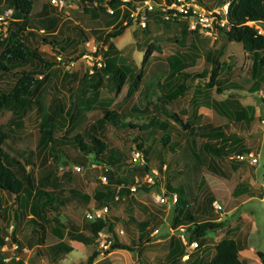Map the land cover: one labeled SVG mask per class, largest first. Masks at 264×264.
<instances>
[{"label":"trees","instance_id":"trees-1","mask_svg":"<svg viewBox=\"0 0 264 264\" xmlns=\"http://www.w3.org/2000/svg\"><path fill=\"white\" fill-rule=\"evenodd\" d=\"M6 1L7 8H3V11L4 9H12L13 16L8 35L5 37L0 35V79H8L9 82L7 83L10 88L7 91L0 88V111L10 109L14 115L7 129L3 125H0V192L7 193L12 198V203H10L9 207L5 206L4 200L0 196V264H24L22 259L16 258L5 262V256L2 255L1 248L7 243L6 238L10 237L12 241L19 243V252H22L23 245L17 236V227L23 220L27 221V216L30 212L33 214V217L29 219L31 222L28 223L29 226L31 224L45 231L46 224L54 221L58 225L56 226L58 231L62 232L63 228L67 229L68 239L81 240L86 244L93 243L98 232L106 230L111 232L115 237L114 245L110 251L118 249L137 251L145 242L151 241L146 229L141 231V228H143L142 225L145 224L141 223L140 225L138 219L130 213H124L123 215L111 213L113 203L127 202L130 204L133 201L136 202L133 196L134 193L129 189L134 183L136 176L144 177L147 173L152 172L153 169L159 171L160 177L155 184L144 183L138 189L149 192L158 188L160 182H162L163 173L168 168L169 172L175 169L176 165L179 166L181 164V160H184L186 164L193 161L198 166L197 170L204 168V170L207 169L215 172L222 170L219 163L229 165L231 172L238 171L243 163L251 164L248 160H239L235 157L231 158L234 152H237L235 155H247L251 153V150L241 144L238 136L230 140L227 136V130L231 123L241 125L254 122L256 120L255 107L253 105H244L240 101L238 94H229L223 100H218L212 97L211 94H206L214 88H216L218 93H223L225 90L224 80L226 79L219 78L223 74L222 71L225 70L223 69L226 65L224 62H221L219 58H215L210 71L206 70L201 72L197 70L196 72H191L182 69V62L187 58L193 59L195 57L194 54L187 56L179 54L168 59V62L172 65L171 68L181 65V67H176V70L173 68V71L171 70L170 76L178 73L177 78L179 79L174 90L170 89L167 91L166 86L162 88V91L165 92L168 99L171 101L177 100L176 103L180 102L181 98H183L189 89L188 82L191 79H198L194 90L196 99L194 98L192 100L193 104L197 107L207 106L217 114L228 119L227 124H213L207 120L203 122L202 114H191L192 117L191 115L189 117L187 109L181 106L179 114H167L183 127V132L174 136L169 129L168 122H164L158 117L159 110L152 113L149 103L147 100L142 99V97L134 100L127 107L117 110L113 109L115 98L103 96L105 90L115 92L118 95L128 83L129 79L133 78L134 82L131 83L133 86L129 88L130 90L124 99V102H129L132 100V93L142 81L140 74L134 78V73L129 72V67L124 61V57H121L116 52L113 43V39L122 35L130 26H133V21L130 20L129 24L124 25L123 21L129 16V13L126 12L124 17H121V12L118 10L114 15H110L101 4L103 0H97L100 3L99 7L93 6L95 0H78L85 12L97 18H105L108 25L112 26L111 31L105 34L97 33L96 36L97 41L107 47L106 50H101L106 65L102 68H97L91 76L87 74L82 81L81 87L77 90V93H79L77 98L80 99L82 97L86 103H93L94 107L102 112V116L96 123L91 125L89 130L87 129L76 133L71 132L73 129L70 130L68 128V118H71L74 122L75 116L70 112L69 114L65 112L67 105L63 100L58 101L52 99L49 110L42 115V119L38 124V152L40 154L48 152L52 155L58 168L61 167L62 162L68 163L69 165H81L83 167L91 162L100 164L105 170L104 174L108 177V183L103 184L102 180H100V185L94 189L93 207L88 210L108 205L110 207V214L98 220L90 221L85 218V222L80 227L74 226L71 223L72 218L68 217L66 219L67 222L60 220L56 217L57 212H59L57 205L64 203L65 197L63 193L66 191L64 186L57 182L50 183L49 180L51 178L59 181L56 176H51L52 174L40 176L39 178L36 177L33 173V168L36 166L35 162L27 159L23 150L15 149L14 147H19L18 140L23 137L26 130V115L35 107V104H38V99L35 100L33 98L38 86L49 78L52 69L61 70V61L63 60L61 54L54 57L42 49V45L33 46L30 44L28 36L35 38L38 42L41 41L43 45L58 46L60 44L61 52L59 53H63L65 56L68 55L66 53L67 48L72 43L78 44L79 41L78 38L66 41L62 39V42L56 40L55 37L62 32L64 23L58 16L50 13L55 8L50 4L49 0L44 5V10L39 14L34 12L36 0ZM133 1L139 2L142 0ZM154 1L170 4L173 0ZM197 1L204 5L203 0ZM227 1H230V12L228 16V25L230 28L229 30L222 28L219 36L226 42H236L243 45L244 50L254 60V75L258 78L257 81H259V84H264V35L259 34L254 26L248 24L249 21L264 24V0H218L216 5L221 6ZM110 3L117 7L120 1L113 0ZM2 4L3 0H0V5ZM217 6L211 5V7L207 8L212 9ZM33 15H35L34 19L39 22L40 28H37L39 26L34 21L31 22V16ZM152 18V22L158 29H161L163 26L173 27L174 25V27H177L180 34L183 35L181 41L185 40L187 42L189 36L202 37L198 32L188 30L184 21L165 20L159 11H156ZM74 27L76 28L74 30H77L79 34L83 35L82 40L87 42L85 38L86 34L78 24ZM147 28L144 30L139 29L147 35L150 32ZM79 34L78 37H81ZM141 37H138L139 39L131 45L132 47L130 46V52L136 49L145 50L146 47L148 48L149 44L146 47L144 44H140ZM194 48L196 49V47ZM109 56H113L111 60ZM116 57L121 58L122 62H117L115 60ZM148 59L150 58H147L146 61ZM143 71L144 69L141 73ZM208 75L209 81L201 82L200 78L206 80ZM9 77H15V82H12L13 85L10 84L11 80H9ZM204 86L206 89H204ZM73 104H76V102L74 101ZM160 112H163V110ZM129 114L134 119L128 120ZM82 116V120H85L87 117L84 109ZM184 116H187L185 120L183 119ZM107 125H111L118 132L125 131V133H128L129 129H133L136 132L134 136V142L137 143L136 150L144 154V163H125L131 167L128 179H115L114 171L124 166H122L123 162L121 161L120 154L109 151V144L104 139L105 127ZM68 133H72L73 136L69 141L65 140V138H70ZM158 136L160 137V143L163 148L169 151V153L171 151V160L168 159L170 157L169 155H167L168 158L162 155L160 152L162 150L157 151L154 147H151V141ZM11 139L14 143L12 142L10 146L8 142ZM232 142L234 143L233 146L228 147ZM152 153L159 155V160H161L157 168L151 164L153 160ZM204 154L207 156L204 157ZM122 184L124 186L118 190V187ZM45 186L50 187L52 190H46ZM187 186L189 189V197L183 194V185L172 186L168 184L165 191L166 195L172 193H178L179 195L177 203L169 204L173 205L175 212L172 224L173 229L178 230L181 226L186 228L187 244L183 245L179 241V247L169 249L168 257H174L173 263L180 261L179 255L182 257L188 244L201 241L209 232L216 231L224 226L223 222H216L215 219L209 220L208 218L204 219L195 216V206L192 200H195L196 195L192 191L191 186H189V183ZM70 192L73 194L72 196L77 198L84 195L76 189H70ZM84 197L87 198L86 195ZM214 201V195H209L207 204L213 213ZM50 214L52 218L49 217ZM12 225L13 227L10 229ZM149 227V224L145 225V228ZM120 230H123L124 233H119ZM145 238H147V241L144 240ZM175 239L178 240L177 238ZM241 250L242 247L235 239L222 238L215 244V256L207 264H242L240 259ZM98 255L99 252H94L89 257L88 262L91 264ZM260 257L264 261L263 252H260Z\"/></svg>","mask_w":264,"mask_h":264},{"label":"rangeland","instance_id":"rangeland-1","mask_svg":"<svg viewBox=\"0 0 264 264\" xmlns=\"http://www.w3.org/2000/svg\"><path fill=\"white\" fill-rule=\"evenodd\" d=\"M203 1L206 7H211V5L217 6L216 4L218 2V0ZM46 2L48 3V0H36L34 5L35 12H42L44 10V5L47 4ZM6 5L7 1L3 0V4L0 5V13L3 11V8H7ZM50 13L58 16L64 23L62 32L55 37L56 40L62 42V39L66 41L72 40L73 38H78L79 42L78 44L72 43L70 47L67 48L68 50L66 53L68 55L65 56V54L59 53L61 52L60 44H58V46H51L49 44L43 45L41 41L38 42L35 40V38L28 36L30 39V44L33 46L42 45L41 48L44 49L49 55L54 57L58 54H61L63 60L61 61V70L52 69V71H50L51 74L49 78L44 80L38 86L33 97L35 100L38 99V104H35V107L32 108L26 115V130L23 134V137L18 140L19 147L15 146L14 148L23 150L25 152V157L35 162L36 166L33 168V173L36 177L39 178L40 176L52 174L51 176H56L59 181L51 178L49 182H57L58 184L64 186V189L66 190L63 193L65 200L63 204L57 205L60 212H57L58 214L56 217L67 222L66 219L71 216V218L78 219L80 222H85L84 211L86 212V210L93 207L94 189L96 186L100 185V176L104 174L105 170L100 164L96 162H91L85 166V169L80 173H77L73 170V164L69 165L65 162H62L63 164L61 163V167L58 168L52 155H50L48 152L43 154L38 152V124L42 119V115L49 110L52 99L58 101L63 100L67 105L65 112L68 114L70 112L75 116L74 122L71 120V118H68V128L70 130L73 129L71 132L76 133L85 131L87 129L89 130L91 125L99 120V118L102 116V112L96 109L93 103H86L84 101L85 99H82V97L80 99L77 98V95L79 94L77 93V90L81 87L83 79L88 74L87 63L85 59H83V54L88 50L86 48L85 41L82 40L83 35L79 34L77 30H74L76 29L74 26L78 24V26L86 34V37L85 34L84 37L87 39V41L93 44L99 43L96 39L97 33L105 34L112 30V27L108 25V22L105 20V18H97L90 13L85 12L83 6L78 1L74 3L73 7H71L69 12L66 14L57 12L55 9H52ZM34 17L35 15L31 16V22L34 21V23L39 26V22H37ZM37 28H40V26ZM147 29L150 30V32L149 34L145 35L144 31H142L144 29L141 30L136 25H133L125 30L122 35L116 39H113L114 43L118 47V53L124 57V61L129 67V72L134 73V78H136L139 74L142 77L140 85L132 93V100L129 102H124V99L130 90L129 88L133 86V84H131L133 78L129 79L128 83L118 95L112 91H104L105 94H103V96L115 98V105L113 106V109H123L127 107L128 104L130 105V103L134 100L142 97V99L147 100L149 103L152 113L159 110L158 117L164 122H168L170 127L169 129L172 131L174 136H177V134L183 132V127L174 118L167 114H179L181 106L187 109L189 117L191 114H202L203 122H206V120L212 122L213 124L228 122L227 118L217 114L213 109L207 106L197 107L193 104L192 100L194 98L196 99L194 90L198 79H191L188 82L189 89L178 103H176L177 100L171 101L168 99L167 95H165V92L162 91L164 86L167 87V91L170 89L174 90L175 85H177L179 80L177 78L178 73H176V75H174V73L171 76H169V74L171 73L172 68L176 70V67H181V65L171 68L172 65H170L168 59L172 58V56H178L179 54L186 56L194 54L195 57L193 59L187 58L184 62H182V69H186L187 71L191 72H196L197 70L201 72L206 70L210 71L215 58H219L221 62L226 64L223 68L225 70L222 71L223 74L219 76L221 79H226L224 80L225 90L223 93H218L216 88H214L213 90L208 91L206 94H211L212 97L217 99L225 98L226 94H242L243 96H246V98H241V101L243 103H250L253 105L256 109V115L260 114L264 119V101L259 96V89L264 90V84H259V81H257L258 78L254 75V60L244 50V47L241 43L226 42L221 36H219V38L216 40H213L202 35V37L189 36L187 42L185 40L181 41L183 35L180 34V31L177 27H174V25L173 27L163 26L161 29H158L152 20L149 22ZM78 34L81 35V37H78ZM140 36H142L140 44H144L145 47L149 44L148 48L146 47L145 50L136 49L134 50L136 51L135 53L129 52L130 46L133 45ZM183 41L185 42L181 44ZM98 45L100 46V43ZM194 47H196L197 50ZM220 52H222V54H220ZM109 58H112V56H109ZM147 58L150 59L146 61ZM115 60L119 63L122 62L119 57H116ZM143 69L144 71L141 73ZM9 80H11L10 84H12L13 81L15 82V77H11ZM200 80L201 82L209 81V75L206 80L201 78ZM7 82H9L8 79H0V88H2L4 91L9 90L10 88ZM253 82H256V84L252 85ZM204 89H206L205 86ZM74 101L76 104H73ZM178 104L180 105L178 106ZM83 109L85 115L87 116L85 120H82ZM161 110H163L164 113L160 112ZM130 114L128 120L134 119ZM13 115V111L10 109H4L0 111V125H3L7 129ZM186 118L187 116L183 117L184 120ZM254 126L256 133L251 131L252 134L249 136L247 130H243L242 128H239L238 125H232L231 123L227 130V136L230 138V140H232L235 139V136L239 137L241 135L243 140L246 141L245 139L250 140L251 137L254 138V135L258 134L259 137L258 139L255 138V141L261 146V151L264 155V122L261 124V122L258 120L254 123ZM258 128H260V130H257ZM105 129L106 131L104 139L109 144V151L120 154L123 164H129L133 162L132 152L137 149V143L134 142V136L136 135L135 130L129 129L128 134L125 133V131H116L111 125H107ZM68 135H70V138H65V140L69 141L73 136L72 133H68ZM12 142L13 141L11 139L8 144L11 146ZM150 145L157 151L162 150L160 152L163 156L167 157V155H169L170 157L167 158L170 160L172 159L171 151L169 153V151H166L163 148L162 144L160 143L159 136L152 140ZM228 147L230 146L228 145ZM236 153L237 152H234L232 157H234ZM205 156L207 155L204 154V157ZM152 157V166L156 168L159 167L161 163V160H159V155L152 153ZM123 164L122 166L124 167L114 171L115 179L129 178L131 167ZM219 164L222 170L220 172H215L209 171L207 169L204 170V168L197 170L198 166H196L193 161H190L189 164H186L184 160H181V164H179V166L176 165L175 169L169 172L168 168L167 171L163 173L162 182H160V186L158 188H155L149 192L141 189L134 193L133 196L135 197L134 200L136 202L133 201V203L130 204L127 202L113 203V210H111V213L113 212L116 215L130 213L133 214V216L139 221H141L142 224H149V228H145V225H142L143 228H141V231L146 229L151 241L145 242L137 251L118 249L112 250L108 255H106L108 252L103 255L100 254L97 257L104 260H102L99 264H174L173 259L168 258L167 244L163 243L162 241L163 238H166L167 236V230L170 231L172 229L171 227L175 215L173 205L157 203L154 199V195L166 191L167 185L170 184L172 186L183 185V194H186L189 197V189L187 188V184L189 183V186H191L192 191L195 192L196 195L195 200H192L194 206L197 204L199 197L207 187H211L213 190L219 193L216 195V199L222 206H224L231 198L232 192L235 187H237L240 179L236 172H231L229 165L224 163ZM260 170H263V168L260 167ZM45 189L52 190L48 186H45ZM70 189L81 191V193L86 195L87 198L84 197V195L80 198L72 196L73 194H71ZM0 196L4 200L5 206L9 207L10 203H12V198L5 192H0ZM242 205V207H239L236 211L229 214H226L224 210V212H222V217H224L228 223L230 221L235 222L240 212L246 210L248 207H251L250 209L254 211L256 218L259 219V221L264 222V204L261 202L260 198H252ZM215 214L217 217L220 216L218 213ZM52 223L56 224L54 221H52L50 224L52 225ZM28 228L29 225H27V229ZM46 229L48 232H50L51 226L46 225L45 230ZM156 229H159V233L153 234ZM255 237L257 239L255 243L259 242L257 246L264 249V241L263 238L260 237V232H257ZM144 240L147 241V238ZM202 240L198 241L199 247H197V250L201 247ZM89 248L92 249L91 246ZM93 249L97 250L94 245ZM75 252L79 255L83 254L80 250H75ZM99 253L101 252L99 251ZM194 254L195 251L191 254V258L194 256ZM73 255L74 254H70L69 257H72ZM86 260L88 259H85L84 263H86ZM27 261L32 263L31 260ZM180 262H184L182 258H180V261H176L175 264H181Z\"/></svg>","mask_w":264,"mask_h":264},{"label":"crops","instance_id":"crops-1","mask_svg":"<svg viewBox=\"0 0 264 264\" xmlns=\"http://www.w3.org/2000/svg\"><path fill=\"white\" fill-rule=\"evenodd\" d=\"M114 45H115V50L118 53L119 51L118 47L116 46L115 43ZM135 52L136 51H133L131 53H135ZM111 59L112 58H110V60ZM120 60L122 59L120 58ZM133 82L134 79L132 80V83ZM255 84L256 82L252 83V85ZM259 90H260L259 96L262 100H264V98L261 95L264 93V90L261 89ZM228 95L229 94H226L225 98ZM238 95L240 96L239 97L240 101L241 98H246V96H243L242 94H238ZM223 99H218V100H223ZM243 104L251 105L250 103L247 104L243 103ZM255 115H256V111H255ZM258 120L261 122V124L262 122H264V119L261 117L260 114H258L256 115V120L254 122L250 124L244 123L238 125V127L242 128L243 130H247L250 136L252 134L251 131L256 133V131L254 130L255 128L254 123ZM227 123L228 122L225 123L222 122V124H227ZM232 125L234 124L232 123ZM257 130H260V128H258ZM258 137H259L258 134L257 135L255 134L254 138L251 137L250 140L245 139L248 142L244 141L241 135L238 137L242 145L248 147L251 150V152L258 155L259 162L258 164L254 165V170L252 164L243 163L241 165V168L238 171H235L238 174L240 180L237 184V187H235V189L233 190L231 198L229 199L228 203L226 205L223 204L224 205L223 208L226 214L236 211L239 207L243 206L242 205L243 203L248 202L252 198L258 197L260 198L261 202L264 204V155L262 154L261 146L258 145L255 141L256 140L255 138L258 139ZM223 143L225 142L223 141ZM233 144L234 143L232 142L229 144V146L232 147ZM260 167H262L263 170H260ZM211 194H213L215 197L214 202L219 203V201H217L216 199V195L219 193L213 190L211 187H207L206 190L199 197L198 202L195 205L194 214L196 217H201L204 219L208 218L209 220L215 219L216 222H223L224 226L223 228H220L216 231H211L213 233L210 232L211 234L209 233L202 240L201 247L198 250L197 248H192L187 245L185 252L182 254V257L179 255V257L182 258L185 263L184 262L183 263L180 262V263L207 264L215 256V244L219 242L222 238L227 237V238L235 239L242 247V250L240 251V259L242 261V264H263L264 261L260 257V252L264 253V249L257 246L259 242L255 243L257 241L255 234L257 232H260V237L263 238L264 241V222L259 221V219L256 218L254 211L250 209L251 207L250 208L248 207L246 210L240 212L235 222L230 221L228 223L227 220H225L224 217H222L223 213L217 212L214 208V212L220 214V216L217 217V215L211 212V210L209 209L207 203H208V197ZM32 217L33 214H31L30 212V214L27 216L28 222L26 220H23L22 223L19 224L17 227V236L23 245L22 252H19V256L20 259L23 260L24 264L29 263L27 260H31L32 263L30 264H80V263L90 264L88 260H86V263H84L85 262L84 260L89 259L91 254H93L94 252H99L95 241L91 244H86L81 240L68 239L67 229L63 228L62 232H60L58 231V229H56V226H58L57 224H53V223L52 225L49 223H48L49 225L46 224L47 226H51L50 232H48L47 229L45 231L40 230V228H38L37 226L34 227L31 224L27 229V225H29L28 223H31L29 219H31ZM49 217L52 218V215L50 214ZM69 218H71V216ZM84 219H85V211H84ZM71 221H72L71 223L74 226H78V227L82 226L84 223L83 221L80 222V220L75 218H72ZM138 222L141 225V221L138 220ZM12 227L13 225L10 227V229H12ZM171 228L172 229L170 231L167 230V236L162 240L163 243L167 244L168 254L170 248L179 247V241L183 245L186 244L181 238L180 231L173 229V227ZM156 230H158L157 233H159V229ZM156 230L153 232V234H157ZM174 237L177 238L178 240H176ZM93 245L98 251L93 249ZM90 246L92 247V249L89 248ZM75 250H80L83 254L79 255L75 252ZM194 251L195 254L191 258V254L194 253ZM179 252L181 251L179 250ZM109 253H107L106 255H108ZM187 253H189V257L185 258L184 256ZM70 254H74V255L72 257H69ZM100 254L101 253H99V255ZM2 255L5 256V258H7L12 256V253L11 251H2ZM168 258L174 259V257L172 258L168 257ZM102 260L104 259H99L98 257H96L91 264H99Z\"/></svg>","mask_w":264,"mask_h":264},{"label":"built area","instance_id":"built-area-1","mask_svg":"<svg viewBox=\"0 0 264 264\" xmlns=\"http://www.w3.org/2000/svg\"><path fill=\"white\" fill-rule=\"evenodd\" d=\"M76 1L78 0H50V4L58 12L66 14L69 12V9L73 7ZM111 1L113 0H103V2L101 3L107 13H109L110 15H114L119 10L121 12V17H124V14L128 12L129 16L124 19L123 24L127 25L129 24L130 20H132L133 25H136L141 29H145L148 27V24L153 19L152 16L156 11H159L165 20L184 21L187 25L188 30L198 32L202 36L214 40L219 38L220 30L222 28H226L228 30L230 28V26L228 25L230 1H227L225 4L212 9H209L200 4L197 0H173L170 4L165 2L158 3L154 0H142L139 2H134L133 0H119L120 3L117 7L113 6L110 3ZM99 5V1L95 0L93 6L99 7ZM12 16V9H7L0 13V35H3V37L8 35ZM248 24L250 26H254L259 34L264 35V24L251 21H249ZM85 45L88 51L83 54V59H85L87 63L88 74L91 76L95 73L97 68H102L106 65L105 58L102 55L101 50H106L107 47L103 46V44H100L99 46L98 44H93L89 41L85 42ZM261 95L264 98V93ZM234 157L239 160H248L253 165L258 164L259 162L258 155L253 152L247 155L237 154ZM132 161L135 164H143L144 154L138 150L133 151ZM84 169L85 168L81 165L73 166V170L77 173H80ZM159 177V171L157 169H153L152 172L147 173L144 177L136 176L134 183L129 187V189L132 193H135L142 184H155ZM100 178L103 184L108 183L107 175L103 174L102 176H100ZM123 186L124 184L120 185L118 187V190ZM154 199L157 203L160 204H174L178 202L179 195L178 193L166 195L164 191L154 195ZM213 206L217 212L222 213L224 210L223 206L218 202H215ZM109 214L110 207L108 205H103L99 208L87 210L85 212V218L90 221L98 220L105 218ZM178 230L180 231L182 240L187 244L186 228L184 226H181ZM157 232L158 230H156V233ZM119 233L123 234L124 231L120 230ZM6 241L7 243L2 246L1 250L11 251L12 256L5 258L4 261L8 262L12 258L20 259L19 243L17 241H12L10 237H7ZM95 242L101 254H105L110 251L112 246L114 245L115 237L111 232L102 230L98 232L95 238ZM188 246L197 248L199 244L195 241L188 244ZM184 257L188 258L189 253H187Z\"/></svg>","mask_w":264,"mask_h":264},{"label":"clouds","instance_id":"clouds-1","mask_svg":"<svg viewBox=\"0 0 264 264\" xmlns=\"http://www.w3.org/2000/svg\"><path fill=\"white\" fill-rule=\"evenodd\" d=\"M49 2H50V0H49ZM57 11V10H56ZM58 12V11H57Z\"/></svg>","mask_w":264,"mask_h":264}]
</instances>
